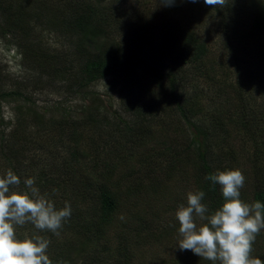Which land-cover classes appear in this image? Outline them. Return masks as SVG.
<instances>
[{"label":"trees","instance_id":"obj_1","mask_svg":"<svg viewBox=\"0 0 264 264\" xmlns=\"http://www.w3.org/2000/svg\"><path fill=\"white\" fill-rule=\"evenodd\" d=\"M0 17V37L17 35L21 62L63 84L80 103L73 111L60 103L39 107L0 84V163L20 177L19 191L34 178L42 195L56 198L57 209L71 205L59 236L31 224L17 227L20 239L50 240L52 264H151L135 254L164 243L175 230L154 226L158 211H151L156 219L146 216L161 177L192 171L195 190L205 192L203 203L214 212L224 199L205 176L229 170L246 143L254 181L240 198L264 203V0H226L222 8L204 0L151 8L142 0H0ZM34 21L71 37L63 64L34 38ZM102 80L118 96L115 110L89 89ZM7 97L24 101L8 133L1 116ZM169 120L185 143L168 139L169 151L156 155L153 143L172 133ZM31 126L47 132L45 141L35 131L25 138ZM148 147L152 153L139 152ZM31 150H49V167L31 158ZM147 198L153 201L145 209ZM251 255L264 260V230ZM171 262L211 264L188 250Z\"/></svg>","mask_w":264,"mask_h":264},{"label":"clouds","instance_id":"obj_2","mask_svg":"<svg viewBox=\"0 0 264 264\" xmlns=\"http://www.w3.org/2000/svg\"><path fill=\"white\" fill-rule=\"evenodd\" d=\"M161 3L173 6L175 0ZM204 3L222 8L226 0ZM205 180L220 186L224 203L210 213L203 203L204 191L187 194L186 205L181 204L175 213L179 224L178 250L191 251L211 264H264V260L251 255L256 237L264 230V203H248L240 198L246 181L242 171H217L206 175ZM23 183L26 191H12L20 186V177L11 169L0 176V264H52L47 254L50 240L40 235L20 239L17 227L31 224L38 232L59 236L71 217V205L65 202L62 209H57L52 200L40 193L34 178Z\"/></svg>","mask_w":264,"mask_h":264},{"label":"rangeland","instance_id":"obj_3","mask_svg":"<svg viewBox=\"0 0 264 264\" xmlns=\"http://www.w3.org/2000/svg\"><path fill=\"white\" fill-rule=\"evenodd\" d=\"M142 1L146 2L148 8H151L152 6H162V4L158 3L157 0L156 2L154 0ZM125 3L132 4L133 0H125ZM54 6L58 7L56 5ZM46 19L47 18L45 17L42 21H45ZM2 24V18L0 17V27L2 26ZM31 26L34 28V32L32 34L34 38L38 39L46 48L52 51H56L58 56L61 58L60 62L63 64L62 58L65 57L63 54H65V51L69 50L72 47L71 37L65 35L59 36V34L56 33L54 30L46 29L44 28V26L41 25V23L37 24V22L35 21L31 23ZM16 39L17 35L14 37L6 36L5 39L0 37V84H2V86H4L6 90H20L26 93L28 96H30L29 99H32V101H34V103L39 107H43L46 105L48 107L52 103H60L62 108L69 106L71 111L76 110V108L80 106V103L77 101V99H73L71 94H69L68 91L64 88L63 84L58 83L57 81L50 80L48 76L40 75L39 71L36 68L27 67L21 62L19 55L20 50L15 45L17 43ZM36 79H41V83L36 81ZM107 87V81L102 80L94 83L89 89L102 96L105 106L108 109L115 110L117 108V104L119 103L118 96L113 91L108 92ZM14 100V97H7L6 100L1 102V116L5 124H7V133L9 132V130L14 129L13 124L16 114V111L14 109H22L24 105V101H22V99L16 101ZM63 101L65 102L64 104H62ZM167 112V110L164 111V113L166 114ZM163 119L164 118H161V120ZM155 120L157 121L156 118ZM156 121L151 122L147 120L146 124L155 127ZM169 124H173L171 129V135L168 137H163L162 135V137H159L160 143H153L152 145V150L156 153V155H159L162 150L167 153V151H169V149L166 150L168 139H174L176 137L175 135H173L175 128L174 123H170L169 120ZM182 127V129L184 130V126ZM3 128L0 127V130L2 131ZM36 128L38 130L35 131L32 126L29 127L28 132L26 133L25 131V138H29V131H35L36 138L39 139V137H41L45 141V139L47 138V132H44L43 130H41V128ZM232 133L235 136L238 135L235 130L232 131ZM239 138L237 139L239 140ZM22 140L19 139V143L22 142ZM176 140L179 144L184 145L185 143L183 137H176ZM165 141L166 143L164 144ZM32 145L33 143L30 145L31 148H33ZM240 148L241 147H238L239 153H237V158L233 161L229 170H241L246 178L245 186H248L251 182L254 181V172L252 170V164L250 163L253 160L250 156L251 146L246 143L244 149ZM45 151L46 152H35L34 150H31L29 153L32 154L30 155L31 158L40 159V161L42 162V166L46 169L47 167H49L46 161L50 160V153L48 152L49 150ZM139 152L152 153L149 147L147 149L141 148ZM140 153H138V155ZM7 170L8 169L5 167V165L0 163V176L5 175ZM156 171L159 174L160 168H158ZM160 180H162L160 183L161 188H159L156 194H154L156 196L155 205L152 207L153 209L146 214V216H149V220H151V218H153L151 217L152 214L154 216V219H156L155 214H157L161 219V223L159 220H157L156 222H154V226L169 225L172 229L175 230L171 233V235L167 236V240H165L164 243H154L150 246H146L140 249L141 251L136 253L135 256L142 258L144 261L148 260L151 264H172L171 259L174 256L184 252L179 251L177 248L180 237L178 235L179 224L176 220L175 213L181 204L186 205L187 194L189 192H196V190L194 184V177H192V171H190L186 177L185 175L175 174L174 176H171V178H164L163 176V179L161 177ZM145 185L148 186L149 184L145 183ZM11 190L19 191L18 188H13ZM58 196H60V194H57V197ZM50 200L55 202L56 198H51ZM147 201L148 203L146 206V203L142 205L145 206V209L150 206L149 201H153V199L151 198V200H148L147 198ZM151 211H158L159 213L154 214V212L151 213ZM121 221L122 222L120 223L128 224L129 226L127 227L131 228L130 224L132 223L128 222V219H121ZM198 223L200 222L198 221Z\"/></svg>","mask_w":264,"mask_h":264}]
</instances>
